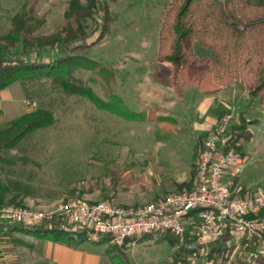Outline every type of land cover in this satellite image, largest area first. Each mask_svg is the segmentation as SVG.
I'll use <instances>...</instances> for the list:
<instances>
[{"label": "rangeland", "instance_id": "374dc122", "mask_svg": "<svg viewBox=\"0 0 264 264\" xmlns=\"http://www.w3.org/2000/svg\"><path fill=\"white\" fill-rule=\"evenodd\" d=\"M25 1L0 0V38L9 34L14 15ZM106 1L114 17L110 32L88 48L86 56L113 69L111 91L121 98L129 117L101 110L86 98L66 94L49 80L20 82L27 98L36 102L33 111L42 108L53 112L51 124L27 133L4 150L17 161L9 172L20 184L18 190L26 206L51 209L71 199L143 204L156 196L183 190L177 184L191 177L198 132L192 126L195 117L191 106L187 107L196 92H187L190 88L198 90L190 81L181 89V98L175 95L170 85L171 65L156 60L159 28L171 0ZM66 4L67 0H39L34 12L44 15L45 22L36 34L61 27ZM94 28L95 23L88 20L87 41L94 38ZM0 47L6 57L34 61L53 60L66 53L61 45L22 49L19 43L10 47L8 42H1ZM75 76L97 96L107 99L106 85L97 75L77 71ZM256 99L261 109L252 112L234 114V107L228 112L218 111L221 118L231 116L230 128L243 117L252 133L250 140L242 144L245 167L239 174L240 183L249 189L264 187V106ZM244 102L236 92L232 104ZM150 113L155 120L146 117ZM7 123L1 124L0 130ZM118 168L127 169L133 178L141 177L140 181L126 191L120 184L114 193L104 173ZM82 243L100 252L101 264H173L175 247L172 249L161 232L145 234L126 247H121L125 241L118 245L108 237L88 241L84 235ZM187 247V262L183 264L246 261V250L240 245H232L224 253L196 244ZM259 249L264 250V244Z\"/></svg>", "mask_w": 264, "mask_h": 264}, {"label": "trees", "instance_id": "16d2710c", "mask_svg": "<svg viewBox=\"0 0 264 264\" xmlns=\"http://www.w3.org/2000/svg\"><path fill=\"white\" fill-rule=\"evenodd\" d=\"M38 1L24 2L23 8L14 15L9 34L0 38V43L8 42L10 47L19 43L22 49L61 45L66 53L53 60L34 61L6 57L0 47V89L15 81L49 80L66 94L86 98L101 110L129 117L121 98L111 91L113 69L86 56L87 49L110 32L114 17L107 1L67 0L62 26L49 33L36 34V30L45 22L44 15L38 16L34 12ZM88 20L95 23L92 31L95 35L90 41H87ZM156 59L171 65L170 85L180 98L181 89L190 81L200 90L211 93L219 90L222 82L237 79L245 86L247 93L258 98V102L264 106V0H171L159 28ZM77 71L92 72L101 78L106 85L107 99L97 96L77 78ZM52 114L50 109L38 108L9 121L0 130V205L26 206L18 190L20 184L12 179L9 172V167L15 166L17 161L4 150L14 146L27 133L51 124ZM146 117L149 120L156 118L151 113ZM131 119L138 120L135 117ZM251 135L247 121L239 117L238 123L230 129L227 147L240 151L243 142L249 141ZM199 147L200 141L195 154ZM104 176L109 178L114 193L120 184L121 189L126 191L141 179L133 178L125 168L107 169ZM178 187H189V184L182 183ZM47 224L43 222L31 227H37L54 239L62 238L65 233H73L59 229L55 221L49 227ZM76 234L78 241L82 242L84 233ZM163 236L175 247L171 255L172 263L187 262L188 247L169 233H163ZM227 237L225 235L210 247V251L224 253L230 249L231 246L225 244ZM244 248L254 255L251 262L246 259L239 264H264V254L256 252L250 244Z\"/></svg>", "mask_w": 264, "mask_h": 264}, {"label": "built area", "instance_id": "2783aa9c", "mask_svg": "<svg viewBox=\"0 0 264 264\" xmlns=\"http://www.w3.org/2000/svg\"><path fill=\"white\" fill-rule=\"evenodd\" d=\"M26 105L36 108V102ZM230 115L220 117L203 137L195 154L190 189L170 192L143 204L71 199L51 209L0 205V223L25 226L58 223L67 232L84 233L88 241L108 237L121 245L126 239L154 232L169 233L185 246L212 247L225 235L228 246L252 245L264 254V187L244 189L237 178L245 167L242 150L227 147ZM253 252L246 251L251 262Z\"/></svg>", "mask_w": 264, "mask_h": 264}, {"label": "crops", "instance_id": "0c3cea01", "mask_svg": "<svg viewBox=\"0 0 264 264\" xmlns=\"http://www.w3.org/2000/svg\"><path fill=\"white\" fill-rule=\"evenodd\" d=\"M190 85L195 86L198 90L197 92L190 88V92H187H196L195 98L187 102V107L191 106V112L195 117L192 126L198 132L194 145L195 150L197 143L200 141L201 145L203 137L220 118L218 111L220 113L223 111L228 112L234 107L236 111L234 114H238L243 111L248 113L258 108L261 109L257 99L251 97L245 86L237 79L222 82L219 90L211 93L200 90L195 84ZM172 89L176 95L173 87ZM236 92H239L244 99L243 104H232ZM27 100L31 99L27 98L24 87L19 81L0 89V125L33 111L26 105ZM193 170L194 168L191 171L190 179L179 182L177 187L186 182L189 186H192ZM237 181L240 187L249 189L247 186H242L239 177ZM184 188L188 187L181 189ZM160 196L162 195L156 197ZM15 224L0 223V264H101L100 252L94 247H87L79 242L76 233H70L71 235H67L69 237L67 239L65 235L60 239H54L52 235L48 236L46 233H42L37 227L22 224L17 226ZM141 236L126 239L121 247L132 244ZM104 264L112 263L105 261Z\"/></svg>", "mask_w": 264, "mask_h": 264}]
</instances>
